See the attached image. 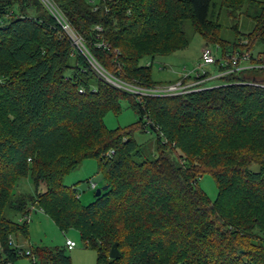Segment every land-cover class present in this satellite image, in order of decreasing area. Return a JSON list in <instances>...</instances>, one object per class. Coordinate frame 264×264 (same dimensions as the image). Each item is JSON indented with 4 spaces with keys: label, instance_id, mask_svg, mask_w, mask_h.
Masks as SVG:
<instances>
[{
    "label": "trees",
    "instance_id": "trees-1",
    "mask_svg": "<svg viewBox=\"0 0 264 264\" xmlns=\"http://www.w3.org/2000/svg\"><path fill=\"white\" fill-rule=\"evenodd\" d=\"M48 1L85 52L41 0H0V263L28 256L71 264L64 242L11 244L39 209L62 232L74 228L95 250V264H264V86L250 82L264 83V68L232 69L179 94L138 96L88 59L132 85L170 82L152 79L151 61L139 59L185 47L187 22L219 48L211 62L218 70L234 53L236 63H264V1ZM220 9L235 22L229 38ZM237 14L251 21L245 33ZM120 99L135 111V125L107 128L102 117L119 112ZM135 126L153 132V154L133 138ZM89 156L106 186L82 204L61 178ZM206 171L217 188L212 200L197 185ZM24 176L33 189L16 192ZM113 241L118 254L109 257Z\"/></svg>",
    "mask_w": 264,
    "mask_h": 264
},
{
    "label": "rangeland",
    "instance_id": "rangeland-1",
    "mask_svg": "<svg viewBox=\"0 0 264 264\" xmlns=\"http://www.w3.org/2000/svg\"><path fill=\"white\" fill-rule=\"evenodd\" d=\"M89 1L96 4L99 0ZM237 17L236 23L238 26V33L241 34L247 32L251 28V21L243 15H238ZM217 21L221 25V35L224 38H229L231 36V26L235 22L225 15V11L223 9H220L218 12ZM183 30L187 38V44L185 47L175 49L166 54L154 55L152 58L149 56H143L139 59L140 63H145L149 60L151 61L150 73L152 79L160 81L168 79L174 80L183 73H190L191 75V72L199 61L200 49L204 46L210 48L215 57L219 56V48L213 44H205L202 37L198 33L192 31L187 22L183 23ZM241 36L239 35L238 37L241 38ZM197 70H205L210 74H215L217 73L218 69L215 64L206 63L197 68ZM162 84L164 83H158L157 85ZM154 85L156 84L136 86L148 88L155 87ZM121 88L126 90L124 87ZM119 104V112L115 113L111 110H108L103 115L102 121L107 128H114L117 126L123 128L130 125H135L133 123L137 117L135 111L127 105L125 99H120ZM132 136L147 154H153L155 148L154 134L152 131L140 129L139 127L135 126L132 129ZM61 181L67 185H74L79 201L82 204L92 200L94 196V189L103 185L102 174L97 170L96 160L90 156L82 158L74 168L65 172L62 175ZM90 183H93L94 185L91 186ZM197 185L210 200L215 198L217 188L214 178L210 172L206 171L201 173L198 176ZM39 188H43V185H39ZM32 189V181L27 176H24L19 180L18 186L16 187V192H31ZM66 237L72 239L75 242L71 248L66 249V253L70 257L71 264H95V250L81 242L79 235L74 228H69L62 232L57 228L52 220L39 209L30 211L27 217L25 234L16 231L11 236L10 242L15 246L20 247H28L36 244L53 246L63 244ZM8 264L36 263H33L28 256H18L13 258Z\"/></svg>",
    "mask_w": 264,
    "mask_h": 264
},
{
    "label": "built area",
    "instance_id": "built-area-1",
    "mask_svg": "<svg viewBox=\"0 0 264 264\" xmlns=\"http://www.w3.org/2000/svg\"><path fill=\"white\" fill-rule=\"evenodd\" d=\"M46 9L50 12V14L55 18L61 29L67 34L69 37L71 43L76 46V48L80 49L81 51H84V47L82 43L80 42L79 37H77L72 30L70 29L68 23L66 20L63 18V16L58 12V10L52 6V4L48 0H41ZM96 29H99V27H96ZM235 54L231 56L230 58V66L223 68L222 70H217V73L215 74H205V70H197V68L201 67L203 64L206 63H211L215 59V55L212 53L211 49L208 48L207 46H204L203 48L200 49L199 53V61L193 71L190 73H183L182 75L178 76L176 79L166 82L162 85H154L155 87H141V86H136L132 85L129 83L122 82L120 80L112 78V76L107 73L92 57L88 56V59L90 61L91 66L94 68V70L102 76L105 80L110 82L111 84L115 86H121L126 88L127 91L133 92L136 95H142V94H147V95H172V94H179L185 91L193 90V89H199L203 88L206 86H209V84L203 83V81L209 80L214 76L220 75L222 73L228 72L232 69H240L243 67H250V66H261L264 68V63H236V58ZM243 59L247 58V53H243L242 55ZM221 63H226L225 58H221ZM205 74V75H204ZM253 83H259L260 85L264 86L263 82H256V81H250ZM110 151V150H109ZM29 159V157H28ZM91 186H93V183H90ZM28 217V215L26 216ZM64 244L67 248H71L75 242L66 237L64 239ZM25 253H28V250H24ZM0 264H5V263H0ZM8 264V263H7Z\"/></svg>",
    "mask_w": 264,
    "mask_h": 264
},
{
    "label": "water",
    "instance_id": "water-1",
    "mask_svg": "<svg viewBox=\"0 0 264 264\" xmlns=\"http://www.w3.org/2000/svg\"><path fill=\"white\" fill-rule=\"evenodd\" d=\"M105 186H106V185L103 184V185H101L100 187H96V188L94 189V194L97 195V194L99 193L100 189L104 188ZM107 253H108V256H109V257H114L115 255L118 254V249H117V246H116V241H113V242L111 243V245H110V247H109Z\"/></svg>",
    "mask_w": 264,
    "mask_h": 264
}]
</instances>
